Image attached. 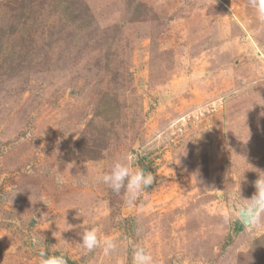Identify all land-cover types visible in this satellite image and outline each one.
Here are the masks:
<instances>
[{"label":"rangeland","instance_id":"rangeland-1","mask_svg":"<svg viewBox=\"0 0 264 264\" xmlns=\"http://www.w3.org/2000/svg\"><path fill=\"white\" fill-rule=\"evenodd\" d=\"M60 1L22 42L8 38L17 0H0V264H37L34 236L73 264H131L138 242L154 264H264V225L237 208L264 177V20L249 0H80L93 24H68ZM89 123L98 159L73 150ZM137 149L155 180L129 208L94 177ZM83 221L117 250L86 253Z\"/></svg>","mask_w":264,"mask_h":264},{"label":"clouds","instance_id":"clouds-1","mask_svg":"<svg viewBox=\"0 0 264 264\" xmlns=\"http://www.w3.org/2000/svg\"><path fill=\"white\" fill-rule=\"evenodd\" d=\"M249 5L255 9L256 18L264 20V0H249ZM143 154L144 149H137L134 153L125 154L114 160L107 171L94 177V182L106 185L116 194L123 192L126 205L131 208L138 199L146 198V189L155 180L152 172H145L142 167L137 165V161ZM254 184L255 193L251 198H244L243 202L237 203V208L246 214L250 227L258 228L264 225V177L259 175ZM230 219L231 217L225 218L226 222ZM80 227L83 231L80 233L81 243L79 245L86 253L100 248L105 255H110L117 250V242L112 238H101L96 227L85 225L84 221ZM33 243L37 246L38 251L37 264H67L65 254L59 252V249H53L50 246L46 251L41 236H34ZM57 252L59 254H56ZM131 264H154V258L145 243L135 244L132 249Z\"/></svg>","mask_w":264,"mask_h":264},{"label":"trees","instance_id":"trees-1","mask_svg":"<svg viewBox=\"0 0 264 264\" xmlns=\"http://www.w3.org/2000/svg\"><path fill=\"white\" fill-rule=\"evenodd\" d=\"M53 0H17V2L14 4L12 13L10 14L9 18V26L7 27L9 31H11L10 34H8V38H12L14 36V39H22V42L26 40L29 37V31L33 26H39L46 22V18L50 14L58 13L59 10L57 8V5L55 4L54 7L51 8V2ZM65 2H58V4L63 8L66 20H68V24H74L77 22L80 18L84 17V13L86 12V9L88 8L86 3H83V5L79 6L80 0H64ZM46 3H49L50 8H46ZM80 7H83L84 9H80ZM52 9L51 12H47L46 10ZM47 14V16H46ZM82 20L85 22V18H82ZM60 21H64V19H60ZM64 21V22H65ZM48 22V21H47ZM46 22V23H47ZM54 22V21H53ZM88 23H92L91 20H86ZM66 26V22H65ZM92 25L89 24L88 27H91ZM40 27V26H39ZM67 27V26H66ZM57 29H51L49 32L46 33V35L40 37V42H57L60 38L63 37V32L66 33L65 29L62 25L60 30L55 31ZM61 34V35H55ZM30 39V38H28ZM37 42V41H34ZM28 49V53H32L34 51L33 48H26ZM105 103V102H104ZM94 120H92L93 122ZM93 123H89L88 127L84 130V132L80 135V137L77 139V141L74 144V151L78 150L79 155L83 159H98L102 156V151L100 149L104 148L105 146L100 145L97 147V152L95 154H92L94 152L93 146L91 145V141L89 143H86L84 141V138H89L88 135H90L89 129L91 128ZM99 148V150H98ZM92 152V153H91ZM80 158V157H78ZM77 158V159H78ZM147 165L145 164L143 166V169H147ZM241 224V222H239ZM241 226H243L241 224ZM240 226V227H241ZM239 228H236V232ZM67 259V258H66ZM69 264H73L70 260H67Z\"/></svg>","mask_w":264,"mask_h":264},{"label":"water","instance_id":"water-1","mask_svg":"<svg viewBox=\"0 0 264 264\" xmlns=\"http://www.w3.org/2000/svg\"><path fill=\"white\" fill-rule=\"evenodd\" d=\"M239 213H240V217H241V219L243 220V222H244L246 225L249 226V222H248V219H247L246 214H244V213H242V212H240V211H239Z\"/></svg>","mask_w":264,"mask_h":264},{"label":"bare ground","instance_id":"bare-ground-1","mask_svg":"<svg viewBox=\"0 0 264 264\" xmlns=\"http://www.w3.org/2000/svg\"><path fill=\"white\" fill-rule=\"evenodd\" d=\"M240 214V213H239Z\"/></svg>","mask_w":264,"mask_h":264}]
</instances>
